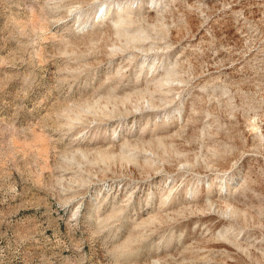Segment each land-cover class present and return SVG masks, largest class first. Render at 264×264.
Segmentation results:
<instances>
[{
    "label": "rangeland",
    "instance_id": "obj_1",
    "mask_svg": "<svg viewBox=\"0 0 264 264\" xmlns=\"http://www.w3.org/2000/svg\"><path fill=\"white\" fill-rule=\"evenodd\" d=\"M0 264H264V0H0Z\"/></svg>",
    "mask_w": 264,
    "mask_h": 264
}]
</instances>
